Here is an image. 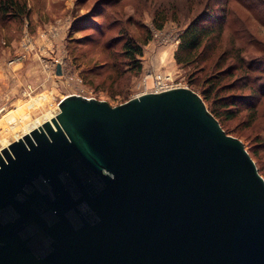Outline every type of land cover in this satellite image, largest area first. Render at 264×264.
Here are the masks:
<instances>
[{"label": "water", "instance_id": "obj_1", "mask_svg": "<svg viewBox=\"0 0 264 264\" xmlns=\"http://www.w3.org/2000/svg\"><path fill=\"white\" fill-rule=\"evenodd\" d=\"M0 264H264V177L188 87L69 95L0 151Z\"/></svg>", "mask_w": 264, "mask_h": 264}, {"label": "rangeland", "instance_id": "obj_2", "mask_svg": "<svg viewBox=\"0 0 264 264\" xmlns=\"http://www.w3.org/2000/svg\"><path fill=\"white\" fill-rule=\"evenodd\" d=\"M26 1L28 14L24 17L0 15V136L9 138L19 130L15 121L5 119L7 115H16L18 121L27 123L47 111L57 112L60 101L69 95L82 94L117 107L144 92V84L150 86L157 75L191 89V69L178 65L175 54L189 22L203 8L188 12L184 1H179L180 8L166 5L168 19L159 29L155 18L160 12L146 0ZM216 2L210 4L212 13L217 12ZM236 12L242 18L249 15L248 25L259 27L258 38H252L245 56L248 63L259 61L264 66L263 25L255 23V14L251 16L240 7ZM123 34L143 46V68L140 74L132 72L114 80L110 74L116 57L127 64L125 70L130 68L128 60L120 57ZM59 63L62 76L57 75ZM246 82L239 79L235 90L223 96L238 95V100L251 101V86L241 88ZM255 83V97H261L260 83ZM259 100L255 123L250 112L243 111L228 124L234 131L231 136L243 142L264 177V99Z\"/></svg>", "mask_w": 264, "mask_h": 264}, {"label": "trees", "instance_id": "obj_3", "mask_svg": "<svg viewBox=\"0 0 264 264\" xmlns=\"http://www.w3.org/2000/svg\"><path fill=\"white\" fill-rule=\"evenodd\" d=\"M104 1L107 3L110 0ZM146 1L149 5H154L155 11L160 12L155 18L156 27L159 29L164 27L168 19L165 13L166 5L177 4L180 8L179 1H184L188 12L203 8L194 14L181 36V43L175 54L176 62L184 68L191 69L189 80L191 89L201 95L209 111L219 120L228 135L234 133L228 123L235 119L239 112H250L251 122L255 123L260 113L259 99H264V66L259 61L248 63L245 55L249 52L248 46L253 44L252 38H258L257 30H260L257 26L248 25L249 15L242 18L236 11L240 7L251 16L255 14V23L264 27V0H217L215 4L217 12L213 13L210 12V4L215 0ZM180 10L182 12V9ZM27 14L26 0H0L1 16L24 17ZM124 37L120 57L128 60L130 68L128 71L125 70L127 64L120 62L119 57H116L111 66L110 79L117 80L132 72L140 74L142 71L143 46L128 34ZM258 75L262 78L258 79ZM239 79L247 80L246 84L243 83L241 86L243 90L251 86L252 93L248 97L252 98L251 101L238 100L241 98L238 95L223 96L224 92L231 93L235 90L234 84ZM255 82L260 83L261 97H255L257 93Z\"/></svg>", "mask_w": 264, "mask_h": 264}, {"label": "bare ground", "instance_id": "obj_4", "mask_svg": "<svg viewBox=\"0 0 264 264\" xmlns=\"http://www.w3.org/2000/svg\"><path fill=\"white\" fill-rule=\"evenodd\" d=\"M59 110L57 112H55V110H50L44 113V115H42L41 117H37L36 119H34L33 121H30L27 123H24L23 120L18 121V117L16 115H7V117L5 118L6 120H8V122L12 123L13 121L16 122V124L19 125V130H17L12 136H10L9 138L4 137V136H0V151L3 148L8 147L11 143H13L14 141L19 140L20 138L24 137L26 134L30 133L33 129L41 126L43 123L50 121L51 119H53L57 114H58ZM26 120V119H24Z\"/></svg>", "mask_w": 264, "mask_h": 264}, {"label": "built area", "instance_id": "obj_5", "mask_svg": "<svg viewBox=\"0 0 264 264\" xmlns=\"http://www.w3.org/2000/svg\"><path fill=\"white\" fill-rule=\"evenodd\" d=\"M177 41H179V39ZM150 86H149V84L145 83L144 84L145 91L142 92L140 95H143V94H146V93H161V92H164V91H168V90H171V89H174V88L181 87V85L174 84L173 80L170 77H168V76L167 77H163V76H160V75H157V76L154 77V79L152 81V84ZM76 95L86 97V96H84L82 94H76ZM140 95H138V96H140ZM86 98L93 99V98H90V97H86Z\"/></svg>", "mask_w": 264, "mask_h": 264}, {"label": "crops", "instance_id": "obj_6", "mask_svg": "<svg viewBox=\"0 0 264 264\" xmlns=\"http://www.w3.org/2000/svg\"><path fill=\"white\" fill-rule=\"evenodd\" d=\"M38 67L37 66H35V69H37ZM27 76H28V74H27ZM24 81L26 80V79H23ZM20 83H22V80L20 81Z\"/></svg>", "mask_w": 264, "mask_h": 264}]
</instances>
